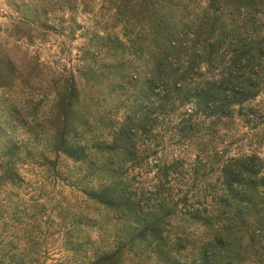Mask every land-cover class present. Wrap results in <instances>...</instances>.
I'll use <instances>...</instances> for the list:
<instances>
[{
  "label": "trees",
  "instance_id": "obj_1",
  "mask_svg": "<svg viewBox=\"0 0 264 264\" xmlns=\"http://www.w3.org/2000/svg\"><path fill=\"white\" fill-rule=\"evenodd\" d=\"M7 2L0 264H264V160L211 140L264 95V0Z\"/></svg>",
  "mask_w": 264,
  "mask_h": 264
},
{
  "label": "rangeland",
  "instance_id": "obj_2",
  "mask_svg": "<svg viewBox=\"0 0 264 264\" xmlns=\"http://www.w3.org/2000/svg\"><path fill=\"white\" fill-rule=\"evenodd\" d=\"M8 4L7 0H0V27L2 29H6L10 25V16L13 15V11ZM55 44L53 42L45 45L34 44L33 49H40L42 59H49L51 55L56 53ZM211 140L218 144V152L225 151L229 156L257 154L264 160V95L262 94L256 99L236 108L232 120H224L223 123H219L213 128ZM173 149L170 147L164 157H171ZM194 150L189 152L187 156L192 157L190 155L194 154ZM52 189H55L54 192ZM60 190V185L56 184L52 185V188L48 187L45 190V193L48 194V198H46L48 212L47 218H45L47 224L42 226L41 247L36 249L43 253V257L47 258H57L61 250L59 238L52 236L54 229L48 220L52 203ZM62 190L64 196H70L68 190ZM47 264L54 263L49 260Z\"/></svg>",
  "mask_w": 264,
  "mask_h": 264
}]
</instances>
